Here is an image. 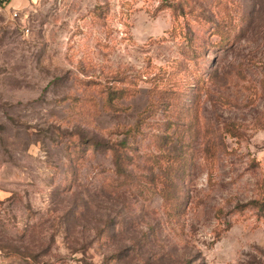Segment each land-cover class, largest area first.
Instances as JSON below:
<instances>
[{
  "label": "rangeland",
  "instance_id": "obj_1",
  "mask_svg": "<svg viewBox=\"0 0 264 264\" xmlns=\"http://www.w3.org/2000/svg\"><path fill=\"white\" fill-rule=\"evenodd\" d=\"M263 195L264 0L0 3V264H264Z\"/></svg>",
  "mask_w": 264,
  "mask_h": 264
},
{
  "label": "trees",
  "instance_id": "obj_2",
  "mask_svg": "<svg viewBox=\"0 0 264 264\" xmlns=\"http://www.w3.org/2000/svg\"><path fill=\"white\" fill-rule=\"evenodd\" d=\"M109 88L110 89L108 90V98H107L109 102H113L115 98L122 97V94L125 93V87L111 86ZM136 130H138V126L136 127V125H134L133 127H129L128 129L125 130V132L127 133V136L122 142L118 143V145H115V144L106 145V147L113 150L114 162L116 165V171L118 173L127 174L125 172L126 160L128 158L125 149L128 147V144H129L127 139L129 137V134L133 133ZM93 144L96 147L99 145L98 142H93ZM166 158L175 160L176 156L166 155ZM165 178L167 179V176H165ZM120 183H123V181H121ZM164 196H165V199L168 198L169 193L164 192ZM249 204H252L254 207L258 208L260 211H263L264 210V195L261 198H254L242 204V206L249 205Z\"/></svg>",
  "mask_w": 264,
  "mask_h": 264
},
{
  "label": "built area",
  "instance_id": "obj_3",
  "mask_svg": "<svg viewBox=\"0 0 264 264\" xmlns=\"http://www.w3.org/2000/svg\"><path fill=\"white\" fill-rule=\"evenodd\" d=\"M1 2H5V0H0V3H1ZM18 12H19V11H18V9L16 8L15 11H14V14H15V15H18Z\"/></svg>",
  "mask_w": 264,
  "mask_h": 264
}]
</instances>
